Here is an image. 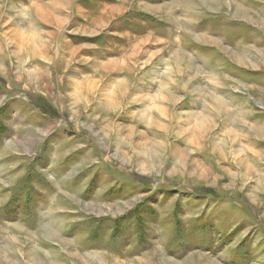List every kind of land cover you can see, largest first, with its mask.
Wrapping results in <instances>:
<instances>
[{
    "label": "rangeland",
    "instance_id": "374dc122",
    "mask_svg": "<svg viewBox=\"0 0 264 264\" xmlns=\"http://www.w3.org/2000/svg\"><path fill=\"white\" fill-rule=\"evenodd\" d=\"M0 264H264V0H0Z\"/></svg>",
    "mask_w": 264,
    "mask_h": 264
}]
</instances>
